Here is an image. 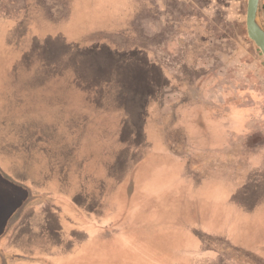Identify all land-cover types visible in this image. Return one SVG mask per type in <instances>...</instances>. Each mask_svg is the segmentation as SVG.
I'll return each mask as SVG.
<instances>
[{
	"label": "rangeland",
	"instance_id": "1",
	"mask_svg": "<svg viewBox=\"0 0 264 264\" xmlns=\"http://www.w3.org/2000/svg\"><path fill=\"white\" fill-rule=\"evenodd\" d=\"M227 1H170L164 25L150 0H0V176L29 190L0 181V264H264L253 225L233 249L167 202L183 162L264 149V57Z\"/></svg>",
	"mask_w": 264,
	"mask_h": 264
},
{
	"label": "crops",
	"instance_id": "2",
	"mask_svg": "<svg viewBox=\"0 0 264 264\" xmlns=\"http://www.w3.org/2000/svg\"><path fill=\"white\" fill-rule=\"evenodd\" d=\"M152 3V8H154L158 20H163L164 11H167V7L170 1L174 0H150ZM177 3L189 5L191 0H175ZM208 5L212 7H225L229 2L227 0H206ZM231 2V1H230ZM166 18V17H165ZM170 18H166L164 21V25L168 24ZM157 20V21H158ZM1 48H7L8 46H0ZM5 70V69H4ZM232 154L230 160L224 159V153ZM225 149L220 150L219 154L211 152L209 156H207V161H201L198 163L192 162H183L184 169L187 171V175L184 177V181L189 183H185L184 186L187 188L184 191H177L172 192L170 196V200L168 199L167 202L170 201L171 209H176L178 206H182L183 208H189L186 213L183 211L181 214L174 215V218H191L194 222L197 223L198 228L200 229V235H202V230H206V235L214 238L215 241L220 240L223 243H226L228 246L236 249L231 241L235 239L234 237H238L239 235H244L245 233L250 232V228L254 226V232L257 234H261L264 237V176L262 178H251L249 173H253L257 169H263L264 172V149ZM245 152L247 154L246 158L243 159L242 153ZM238 159V160H237ZM243 159V160H242ZM210 160V161H208ZM213 160V161H211ZM230 162V169L235 167V173H233L234 178H230V189H224L222 181L218 179H213L214 190L211 188V185L208 184L206 178V174L201 170H204L207 165L211 167L214 166V174L222 173L223 165H228ZM198 168H197V167ZM196 167V168H195ZM261 167V168H260ZM242 171V175L247 174V178L245 181H241L239 171ZM198 170V172H197ZM258 172V171H257ZM192 174L196 176L194 179V185L192 183V179L188 175ZM1 174V168H0ZM187 179V180H186ZM0 181H4L5 184L3 185H11L16 184L27 191L26 193L29 194V190L27 185L23 184L20 185L13 180L11 181L8 178H4L0 176ZM197 181V182H196ZM228 182V181H227ZM253 189L257 188V192L249 191L247 188V192L237 193L238 189L242 186H248ZM236 191L235 195L234 192ZM181 195L183 197V201L178 202L173 200L174 197ZM28 196V195H27ZM172 200V201H171ZM7 201V199H6ZM237 201L240 202H247L248 205L239 204ZM168 204V203H167ZM166 206L163 202L158 203V207ZM221 207L227 211L228 217L217 215L216 212L217 208ZM215 210V211H214ZM10 212V211H9ZM168 216V215H167ZM222 216V217H221ZM169 217V216H168ZM220 217V226H219V218ZM170 218V217H169ZM190 223V222H189ZM259 224L261 227H257ZM220 228V229H217ZM197 228V229H198ZM232 233H238V235H232ZM264 242V240H263ZM200 249V247H199ZM242 251H248L253 253L255 256L260 258H264V244L261 246H257L255 248H239ZM202 251V249H200ZM260 253V254H258Z\"/></svg>",
	"mask_w": 264,
	"mask_h": 264
},
{
	"label": "water",
	"instance_id": "3",
	"mask_svg": "<svg viewBox=\"0 0 264 264\" xmlns=\"http://www.w3.org/2000/svg\"><path fill=\"white\" fill-rule=\"evenodd\" d=\"M259 1L247 0L245 27L248 38L255 44L264 57V27L259 18Z\"/></svg>",
	"mask_w": 264,
	"mask_h": 264
},
{
	"label": "trees",
	"instance_id": "4",
	"mask_svg": "<svg viewBox=\"0 0 264 264\" xmlns=\"http://www.w3.org/2000/svg\"><path fill=\"white\" fill-rule=\"evenodd\" d=\"M40 133H41V132H39L38 134H40ZM41 142H44V143H42V144L46 146L47 141L41 140ZM131 208H132V207H131Z\"/></svg>",
	"mask_w": 264,
	"mask_h": 264
}]
</instances>
